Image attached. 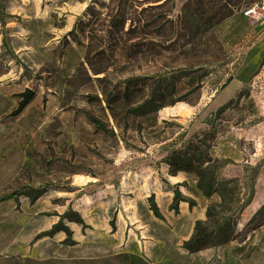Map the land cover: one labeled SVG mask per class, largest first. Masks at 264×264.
Returning <instances> with one entry per match:
<instances>
[{"label":"rangeland","instance_id":"1","mask_svg":"<svg viewBox=\"0 0 264 264\" xmlns=\"http://www.w3.org/2000/svg\"><path fill=\"white\" fill-rule=\"evenodd\" d=\"M2 8L5 78L44 65L74 73L83 49L73 45L64 64L54 49L85 4L0 0ZM237 14L216 29L230 63L167 72L133 110L141 129L95 139L87 154L102 152L97 176H71L70 192L51 189L34 204L5 197L35 136L61 111L54 88L42 82L15 122H0V264H264V17ZM20 89L0 86V118ZM84 127L67 140L88 136ZM152 195L164 219L151 211Z\"/></svg>","mask_w":264,"mask_h":264},{"label":"trees","instance_id":"2","mask_svg":"<svg viewBox=\"0 0 264 264\" xmlns=\"http://www.w3.org/2000/svg\"><path fill=\"white\" fill-rule=\"evenodd\" d=\"M79 1L86 5L82 17L54 49L55 60L62 64L73 45L83 49L84 58L73 74L63 76V70L54 72L44 65L35 75L23 70L15 78H5L10 70L0 58V86L21 87L14 94L15 105L2 114V125L9 127L35 102L42 82L47 90L54 88L51 93L59 97L61 110L35 136L13 181L16 187L6 199L20 202L24 196L34 204L51 189L72 191L68 188L71 176H97L94 157L102 158V152L97 150L92 157L87 154L94 140L101 136L117 142L129 129L140 130L141 122L131 124L133 110L150 101L167 72L229 64L217 27L263 0ZM5 18L2 8L3 26ZM85 125L88 136L67 140L68 132L82 136ZM51 173L54 178L48 177ZM178 195L175 191L172 209L178 208ZM149 204L153 214L164 219L153 195Z\"/></svg>","mask_w":264,"mask_h":264},{"label":"built area","instance_id":"3","mask_svg":"<svg viewBox=\"0 0 264 264\" xmlns=\"http://www.w3.org/2000/svg\"><path fill=\"white\" fill-rule=\"evenodd\" d=\"M241 16L264 17V0L261 3H257L243 10V12L241 13Z\"/></svg>","mask_w":264,"mask_h":264},{"label":"crops","instance_id":"4","mask_svg":"<svg viewBox=\"0 0 264 264\" xmlns=\"http://www.w3.org/2000/svg\"><path fill=\"white\" fill-rule=\"evenodd\" d=\"M84 189H86V188H83V187L81 188L82 191H85ZM86 191H87V190H86ZM99 207H100V209H102V208H104V205H100ZM81 208H86L85 204H82V205H81ZM96 208H97V210H98V207L96 206V207L93 209V211H94ZM91 211H92V210H91ZM103 211H104V216H105V218H106V216L108 215V214H107V213H108V209L104 208ZM24 227H25V226H24ZM24 227H23V228H24ZM22 230H23V229H22ZM12 244H13V243H12ZM12 244H11V245H12ZM11 245H10V246H11ZM10 246H9V247H10ZM1 252H2V251H1ZM101 257H107V255H104V256L101 255ZM103 259H104V258H103ZM105 260H106V258H105Z\"/></svg>","mask_w":264,"mask_h":264}]
</instances>
